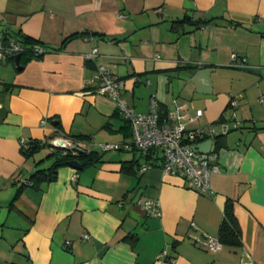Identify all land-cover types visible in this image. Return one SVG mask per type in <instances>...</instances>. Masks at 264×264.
Returning a JSON list of instances; mask_svg holds the SVG:
<instances>
[{
    "label": "crops",
    "instance_id": "obj_1",
    "mask_svg": "<svg viewBox=\"0 0 264 264\" xmlns=\"http://www.w3.org/2000/svg\"><path fill=\"white\" fill-rule=\"evenodd\" d=\"M24 37L45 51L0 60V264H264V0H0V42ZM99 64L137 112L155 97L162 118L184 105L174 124L216 128L212 195L164 173L156 150L100 149L132 134L113 99L84 88ZM55 138L97 160L34 187L55 156H25L22 141ZM228 202L240 244L210 252L196 238L219 236Z\"/></svg>",
    "mask_w": 264,
    "mask_h": 264
},
{
    "label": "built area",
    "instance_id": "obj_2",
    "mask_svg": "<svg viewBox=\"0 0 264 264\" xmlns=\"http://www.w3.org/2000/svg\"><path fill=\"white\" fill-rule=\"evenodd\" d=\"M23 48L15 41H11L9 46L0 42V60L6 55L20 54ZM36 55H42L44 49L40 46L34 48ZM97 56V48L94 47L86 55L87 59H94ZM237 54L232 53V59L235 60ZM246 61L243 58L242 65ZM125 87V79L115 74L110 68L99 64L94 77L85 82V89H92L103 96H107L116 102V106L122 117L129 122L131 126L132 141L130 143H101L100 149L103 151L119 150L133 145L144 154L152 150L159 152L161 156V168L164 173L181 177L189 188H192L202 194L212 195L214 193L210 186V177L212 173L220 172L217 160V154L212 144L209 153H202L193 148L207 139H215L218 131L214 126L208 130L194 129L188 130L184 123L174 124L172 120H181L187 114L180 113L184 105L176 107L174 111L169 112L166 118H162L159 113L158 102L155 97L151 98L150 109L148 112H137L125 101L122 92ZM262 101V98H261ZM231 106L237 107L238 101L233 99ZM202 114V110L196 111V117ZM196 117H191L194 120ZM43 122V121H42ZM223 132L226 133V126H223ZM61 145H60V144ZM52 148H61L64 150L74 147L81 148L80 143H72L63 138H55L50 141ZM23 148L27 143L22 141ZM75 153L77 151L73 150ZM148 165L141 167V171H146ZM71 181H76L73 175ZM137 203L145 210L148 216L159 217L162 215L160 201L151 198H138ZM194 228L196 225L192 224ZM88 237V236H84ZM197 243L202 245L210 252H217L222 248V243L218 237L204 234L202 239H197ZM69 243V242H68ZM166 252L160 254L159 258H164Z\"/></svg>",
    "mask_w": 264,
    "mask_h": 264
},
{
    "label": "trees",
    "instance_id": "obj_3",
    "mask_svg": "<svg viewBox=\"0 0 264 264\" xmlns=\"http://www.w3.org/2000/svg\"><path fill=\"white\" fill-rule=\"evenodd\" d=\"M16 41L20 43V45L23 48V51L20 52V58H19L20 64L24 60L26 61L31 60L34 57L40 56V55H36L34 51V48L36 46L42 47L40 42L34 41L29 37H24ZM10 43L11 40L7 41V39H5V43L3 42L5 46H9ZM6 56L10 57L11 59L15 58V55H6ZM44 146H49L50 148H52L51 145L48 144L47 142L45 143H41L38 141L29 142L27 143V147L22 148V153L25 156H29L30 154H33L38 148ZM52 150H53V156H55V160L52 163L51 167L47 170V172L45 170L36 172L29 181L30 183H32L34 187H38L43 180H47V181L53 180V178L56 175L57 169L62 165L68 164V161L72 159H77L81 163L82 168L90 164H93L97 160L96 154L94 152L83 151V152L75 153L71 149L64 150L61 148H52ZM151 154L152 151H150L147 154L146 156L147 160H149ZM239 237H240V232L237 226L235 215L233 213L232 204L231 202H228L225 206L224 219L220 227L218 238L222 243V245L226 244V245L234 246L240 244Z\"/></svg>",
    "mask_w": 264,
    "mask_h": 264
},
{
    "label": "water",
    "instance_id": "obj_4",
    "mask_svg": "<svg viewBox=\"0 0 264 264\" xmlns=\"http://www.w3.org/2000/svg\"><path fill=\"white\" fill-rule=\"evenodd\" d=\"M19 58H20V55L17 54L15 56V61H16L17 65H18V67H20L19 63H18L19 62ZM213 142H214L213 139H207V140H205V141H203V142H201L199 144L194 145L193 148L197 149L198 151H200L202 153H209L211 151ZM73 150L77 151L78 153L84 151V150L76 148V147H74ZM68 165L71 166L74 169H77V170H81L82 169V165L77 159H72V160L68 161Z\"/></svg>",
    "mask_w": 264,
    "mask_h": 264
}]
</instances>
